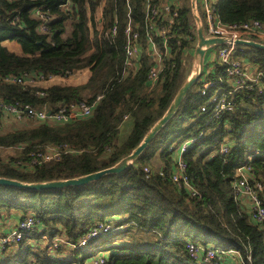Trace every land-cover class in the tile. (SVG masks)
<instances>
[{"label":"trees","instance_id":"16d2710c","mask_svg":"<svg viewBox=\"0 0 264 264\" xmlns=\"http://www.w3.org/2000/svg\"><path fill=\"white\" fill-rule=\"evenodd\" d=\"M61 1L0 0V77L24 73L66 76L88 68V78L80 84L49 87L0 80V99L33 104L49 112L61 103L85 101L94 106L92 113L72 122H34L5 131L0 127V148L19 149L0 157L1 177L22 181L71 178L112 165L163 114L186 76L185 64L190 59L184 55L190 43L186 35L194 37L189 0H182L181 30L178 39L170 40L172 51L163 77L148 91L147 53H141L133 73L122 74L125 0H71L67 11L58 7ZM143 2L132 1L136 20L142 18ZM40 6L50 16L45 33L37 29L39 19L31 14ZM217 12L226 23L264 22V0H219ZM115 18L118 30L112 35L108 29ZM5 40L16 42L20 52L9 49ZM241 47L240 55L246 61L264 69V50ZM221 68L215 65L208 78L224 79ZM199 83L191 87L136 166L64 189L28 191L0 185L2 226L9 228L29 214L39 219L38 227L19 244L0 253V264H91L87 259L92 260L100 250L106 264H202L190 257L187 240L225 251L224 264H264V225L250 218L248 206L232 186L237 168L250 164L254 171L250 182H261L264 204V90L237 91L233 109L212 117L210 104L205 111L200 109L208 97L199 93ZM125 115L132 121L131 129L118 142ZM184 140L190 141L184 159L190 185L197 190L195 196L178 187L169 175L175 163L168 146ZM223 145L228 146L224 153L220 152ZM51 148L60 152L58 159L34 166L18 164L30 160V152ZM106 220L113 225L111 232L77 248L62 243L52 249L42 239L44 235L49 239L64 236L78 243L96 222Z\"/></svg>","mask_w":264,"mask_h":264},{"label":"built area","instance_id":"2783aa9c","mask_svg":"<svg viewBox=\"0 0 264 264\" xmlns=\"http://www.w3.org/2000/svg\"><path fill=\"white\" fill-rule=\"evenodd\" d=\"M132 1L133 0H125L123 8L124 67L122 74L128 75L133 73L140 63L141 53H147L150 57V64L146 76L148 91L152 90L163 77L166 59L170 58L172 51L170 40L172 38L178 39V34L181 30L179 23L182 0H144L141 20H136V17L133 15L134 8ZM218 2L219 0H196L197 9L206 36L227 37L232 40L239 38L256 40L257 38L260 39L259 42L264 43V22L256 19L240 22H223L217 12ZM71 5V0H62L58 3V7L64 11L69 10ZM100 10L101 8H99L97 12V20H99L101 16ZM31 14L39 19L37 29L42 33L48 32L47 22L50 16L43 9V6L34 7L31 10ZM13 20L17 21L18 15H16ZM117 30L118 20L115 18L113 25L108 31L112 35H115ZM90 32L92 31L90 30ZM193 32V39L192 36L186 35L187 42H190L186 45L184 51L186 58H190L185 64L188 70L196 40L194 28ZM241 46L242 45L230 42L213 46L207 51L204 71L198 80L200 83L197 85V88L201 95L208 97L207 102L202 104L200 109L205 111L207 105L210 104L212 117H217L221 112L233 109L234 96L237 91L261 92L264 90V69L258 68V66L252 62L246 61V59L240 55V51H242ZM217 64L222 66L221 72L225 74L224 79H219V82L208 78V75L213 72ZM81 70L83 69H78L66 76H44L41 73H24L20 76L10 74L0 77V80L19 84H34L40 80L46 81L53 77H70L80 73ZM39 94L43 93L40 92ZM93 107V105L87 104L85 101L61 103L54 112L50 111L48 115V111L37 108L33 104H10L0 99V121L2 119H11L14 122L24 125L31 124L26 123V121L72 122L90 116ZM127 119L128 117L125 115L124 121ZM189 142V140H184L178 146L171 144L168 146L167 150L172 155L175 163L169 175L171 180L175 182L178 187L187 188L189 194L195 196L197 190L190 185L186 174L187 164L184 159V154L187 151ZM227 148V145H223L220 152H226ZM59 154L60 152L56 148H51L50 151L46 152L36 150L29 153L30 160L22 161L18 164L21 166H34L45 160L58 159ZM144 171L148 173L149 168L145 167ZM162 173L163 172L160 170L159 174L162 175ZM253 173L254 171L250 164L239 166L236 170V179L232 186L234 192L239 197L246 196L248 198L250 203V218L264 225V204L260 198L262 184L259 181L250 182L253 178ZM38 225L39 219L29 214L17 220L8 230H0V253L4 252L12 245L19 244L24 237L37 228ZM112 230V223L106 220L96 222L82 235L78 243L71 242L65 239L64 236H56L49 239L44 235L42 239L46 242H50V247L52 249H57L62 243L69 248H77L87 244L89 240L111 232ZM185 248L192 259L202 264H224L223 259L225 258V251L221 249L212 246L206 247L192 240H187L185 242ZM106 263L107 259L103 252L96 253L91 260V264Z\"/></svg>","mask_w":264,"mask_h":264},{"label":"water","instance_id":"95a60500","mask_svg":"<svg viewBox=\"0 0 264 264\" xmlns=\"http://www.w3.org/2000/svg\"><path fill=\"white\" fill-rule=\"evenodd\" d=\"M189 8L195 29V44L191 58L190 69L183 82L177 89L174 97L169 103L163 114L148 128L141 140L131 149V151L115 161L112 165L92 171L86 174L71 178H60L42 181H22L14 178L0 176V185L17 187L28 191H41L52 189H64L70 186H82L96 181L106 174L121 173L131 166H136L138 158L148 148L150 142L156 137L157 133L167 124V122L177 113L179 107L191 87L201 77L205 63L207 51L213 46L234 42L242 46H250L264 50V43L253 39H230L219 36H206L204 27L197 9L196 0H189ZM49 115L50 112L48 111Z\"/></svg>","mask_w":264,"mask_h":264},{"label":"crops","instance_id":"0c3cea01","mask_svg":"<svg viewBox=\"0 0 264 264\" xmlns=\"http://www.w3.org/2000/svg\"><path fill=\"white\" fill-rule=\"evenodd\" d=\"M9 49L13 50V51H16V52H20V48H18L14 41H11V40H5L3 42ZM17 44V43H16ZM18 45V44H17ZM89 76V70L88 68L86 69H83L81 70L80 73L78 74H74L72 76H68L66 78H60V77H53V78H50L46 81H38L36 82L37 84L41 85L42 87H49L51 85H66V84H80V83H83L85 82V80L88 78ZM35 84V83H34ZM131 125H132V121L131 119H127L124 121V123L121 125L120 127V131L118 133V136H117V139H118V142H122L125 137L127 136V134L129 133L130 129H131ZM156 160V159H155ZM160 164H158L156 167H159ZM242 199H243V202L246 203V205L248 206L249 208V200L246 196H240ZM15 218H13L14 220ZM16 220V219H15ZM0 227L4 228V229H7L5 228L4 226L0 225ZM232 258H233V261L234 260V257L232 255H230ZM230 259V258H228ZM228 264H237V261L233 262V263H228Z\"/></svg>","mask_w":264,"mask_h":264},{"label":"rangeland","instance_id":"374dc122","mask_svg":"<svg viewBox=\"0 0 264 264\" xmlns=\"http://www.w3.org/2000/svg\"><path fill=\"white\" fill-rule=\"evenodd\" d=\"M15 45L18 47V45L16 43H15ZM190 64H191V61H190ZM189 69H190V66H189ZM185 71H186V74H187L188 73V68L186 66H185ZM32 122L34 123V121H26V123H32ZM23 125L24 124L14 122L11 119H8V120L2 119L0 121V127L4 128V130H1V131H5L6 129L7 130H9V129L11 130L12 128H16V127H20V126L22 127ZM171 145H175V144L172 143ZM17 152H19V149H16L15 147L0 148V157H3V158L4 157H8L10 155L16 154ZM155 168L159 169V167H156V166H155ZM1 222H2V220H0V225H1ZM0 230L2 231V230H4V228L2 227ZM100 251H101V253L103 252V250H100ZM86 262L87 263L91 262V258L87 259Z\"/></svg>","mask_w":264,"mask_h":264}]
</instances>
